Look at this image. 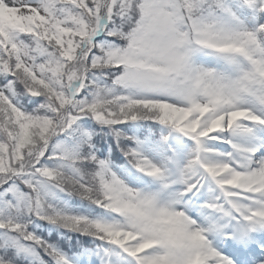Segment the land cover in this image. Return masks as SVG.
Masks as SVG:
<instances>
[{"label": "snow or ice", "instance_id": "snow-or-ice-1", "mask_svg": "<svg viewBox=\"0 0 264 264\" xmlns=\"http://www.w3.org/2000/svg\"><path fill=\"white\" fill-rule=\"evenodd\" d=\"M0 264H264V0H0Z\"/></svg>", "mask_w": 264, "mask_h": 264}]
</instances>
